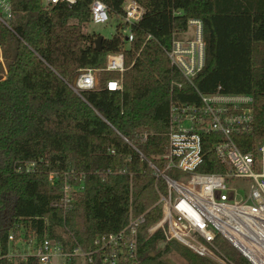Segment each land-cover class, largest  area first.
<instances>
[{
    "label": "trees",
    "instance_id": "trees-1",
    "mask_svg": "<svg viewBox=\"0 0 264 264\" xmlns=\"http://www.w3.org/2000/svg\"><path fill=\"white\" fill-rule=\"evenodd\" d=\"M10 1L11 18L0 22V264H38L5 257L16 225L39 239L90 250L97 236L123 229L131 210L134 216L147 212L139 233L142 264H169L163 256L172 251L187 264H216L177 241L160 247L161 231L147 233L162 217L157 187L166 192V184L149 161L163 167L171 103L198 102L192 86L173 87L182 76L167 50L190 20L201 21L206 61L195 86L205 94L221 87L252 95V143L264 135V0H134L145 12L130 27L123 21L126 0H100L117 23L102 51L95 49L99 35L86 31L95 0ZM119 51L125 54L123 90L110 91L107 82L120 73L105 70L107 57ZM85 69L101 71L100 87L76 93L70 85ZM216 165L210 152L198 170L219 172ZM53 172L59 174L55 183L49 179ZM66 173L85 179L65 213L54 204L63 197ZM69 182L82 184L73 176ZM217 243L232 260L250 264L229 243Z\"/></svg>",
    "mask_w": 264,
    "mask_h": 264
},
{
    "label": "built area",
    "instance_id": "built-area-1",
    "mask_svg": "<svg viewBox=\"0 0 264 264\" xmlns=\"http://www.w3.org/2000/svg\"><path fill=\"white\" fill-rule=\"evenodd\" d=\"M76 2L44 0L45 5ZM123 8V21L129 27L142 20L145 9L138 2L126 0ZM90 12L94 24H105L111 19L109 8L100 0L92 3ZM11 13V1L0 0V22L7 23ZM189 25L196 27L194 38L175 35L167 54L182 76L181 81L173 82V87L192 86L198 102L171 103L168 144L160 156L163 167L149 161L155 176L165 181L166 192L157 187L160 198L156 206H160L162 217L147 229L148 237L161 231L163 244L177 241L216 264H239L222 250L219 239L232 245L250 264H264V135L252 143L247 139L256 129L255 100L250 94L223 92L221 87L205 94L195 86V79L205 66L206 43L201 21L190 20ZM133 40V33L126 30L125 41L130 44ZM105 70L120 73L118 79L107 82V90L122 91L124 52L110 53ZM100 72L82 70L71 88L76 93L98 89ZM210 152L216 156V167L221 170L200 172L198 169ZM65 176L63 197L54 205L66 213L76 194L84 189L85 177L71 173ZM71 176L82 184L69 182ZM58 178L59 174L54 172L49 177L52 183ZM146 213L134 216L131 210L123 229L97 236L90 250L48 236L39 239L35 232L21 234L23 226L16 225L10 232V251L5 257L19 262L34 258L38 264H142L139 233Z\"/></svg>",
    "mask_w": 264,
    "mask_h": 264
},
{
    "label": "rangeland",
    "instance_id": "rangeland-1",
    "mask_svg": "<svg viewBox=\"0 0 264 264\" xmlns=\"http://www.w3.org/2000/svg\"><path fill=\"white\" fill-rule=\"evenodd\" d=\"M117 29L116 19L113 17L109 22L105 24H94L89 23L86 27V31L89 33H96L99 36L104 38H111ZM196 27L194 25H189L187 33L181 34L180 36L185 39H192L195 36ZM243 193V189L240 190ZM2 220L0 214V222ZM29 229L27 227H22L21 234H25ZM165 244L161 243L160 247H164ZM163 259L166 260L169 264H187V261L176 251L169 252L163 256ZM82 261V260H81Z\"/></svg>",
    "mask_w": 264,
    "mask_h": 264
},
{
    "label": "water",
    "instance_id": "water-1",
    "mask_svg": "<svg viewBox=\"0 0 264 264\" xmlns=\"http://www.w3.org/2000/svg\"><path fill=\"white\" fill-rule=\"evenodd\" d=\"M103 40H104V37L103 36H98L96 41H95V49L97 51H102L103 50ZM5 80V76L3 74H0V81H3ZM76 81L73 83V85H75ZM152 255H154L152 253Z\"/></svg>",
    "mask_w": 264,
    "mask_h": 264
}]
</instances>
